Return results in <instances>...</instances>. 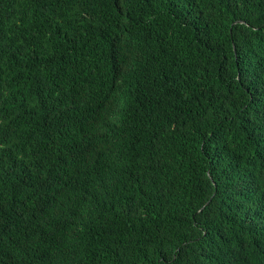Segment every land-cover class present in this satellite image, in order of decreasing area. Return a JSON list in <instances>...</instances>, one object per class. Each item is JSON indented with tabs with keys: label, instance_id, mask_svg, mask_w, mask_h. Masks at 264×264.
I'll list each match as a JSON object with an SVG mask.
<instances>
[{
	"label": "trees",
	"instance_id": "1",
	"mask_svg": "<svg viewBox=\"0 0 264 264\" xmlns=\"http://www.w3.org/2000/svg\"><path fill=\"white\" fill-rule=\"evenodd\" d=\"M0 264H264V0H0Z\"/></svg>",
	"mask_w": 264,
	"mask_h": 264
}]
</instances>
